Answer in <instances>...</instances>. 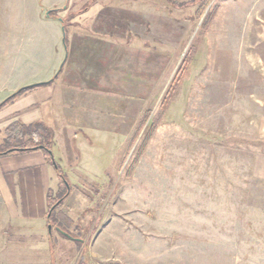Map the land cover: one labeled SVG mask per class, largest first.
I'll list each match as a JSON object with an SVG mask.
<instances>
[{"label": "rangeland", "instance_id": "374dc122", "mask_svg": "<svg viewBox=\"0 0 264 264\" xmlns=\"http://www.w3.org/2000/svg\"><path fill=\"white\" fill-rule=\"evenodd\" d=\"M179 1L56 12L52 151L70 193L40 243L7 240L0 264H264V0H208L200 14ZM64 191L58 178L51 199Z\"/></svg>", "mask_w": 264, "mask_h": 264}, {"label": "crops", "instance_id": "0c3cea01", "mask_svg": "<svg viewBox=\"0 0 264 264\" xmlns=\"http://www.w3.org/2000/svg\"><path fill=\"white\" fill-rule=\"evenodd\" d=\"M67 1L0 0V144L4 129L12 122L41 120L54 131L52 150H61L53 103L58 90L56 80L40 83L53 79L60 59L55 47L60 25L46 12L64 7ZM65 68L64 62L59 74ZM57 180L56 171L40 150L0 154V246L7 240H12L10 244H24V239L30 240L29 245L40 243L48 225L47 191Z\"/></svg>", "mask_w": 264, "mask_h": 264}, {"label": "trees", "instance_id": "16d2710c", "mask_svg": "<svg viewBox=\"0 0 264 264\" xmlns=\"http://www.w3.org/2000/svg\"><path fill=\"white\" fill-rule=\"evenodd\" d=\"M167 3H169L173 7H180V1L179 0H166ZM208 0H200V3L197 5L196 12L197 14H200L201 11L204 10V8L207 5ZM63 8H55L47 11L48 16H51L54 14L57 19L61 21L63 24L62 27L65 30V23L63 20H61V17H59L56 12H59L63 10ZM214 10L210 11L206 16L204 21L202 22V29H206L214 15ZM50 13H52L50 15ZM73 16V15H72ZM64 42L67 46L66 39L64 37ZM194 47H190V49L187 50L181 64L179 65L178 69L176 70V73L172 79L171 86L168 89L165 97L161 101L159 107H160V113H163L168 107L169 100H170V95L174 92L175 88L177 85L180 83L182 77L184 76L186 70L188 69L192 58L194 56ZM65 59L62 62V65L64 64ZM61 65V66H62ZM61 68L58 71V74L60 73ZM57 74V75H58ZM56 77V76H55ZM55 77L47 82L40 83V85L48 82H52ZM29 86L27 87H22L15 91L13 94H11L7 99H5L1 104H4L8 100H11L15 96L19 95L26 89H28ZM169 97V98H168ZM150 111H147L145 114V119L144 121L148 118ZM154 122V121H153ZM152 122V123H153ZM152 128V127H151ZM4 141L3 144L0 146V154H5L9 152H27V151H32V150H40L44 156L46 161L54 168L56 171L57 177L60 179L61 183L64 186V192L61 195H57L55 200L51 199V194H52V189H49L47 191V224L50 225L51 227L54 226L55 219H54V212L56 207L59 206L61 203L62 199L65 198L69 193H70V187L66 181V178L64 174L62 173V170L60 166L58 165L53 151H52V146L54 144V131L53 129L48 126L45 122L38 120V121H33L30 123H23L20 121H15L9 124L5 129H4ZM66 183V184H65ZM61 186V185H60ZM58 194V193H57ZM54 206V208L51 210L50 214L48 215L51 207ZM51 240V238H49Z\"/></svg>", "mask_w": 264, "mask_h": 264}, {"label": "water", "instance_id": "95a60500", "mask_svg": "<svg viewBox=\"0 0 264 264\" xmlns=\"http://www.w3.org/2000/svg\"><path fill=\"white\" fill-rule=\"evenodd\" d=\"M53 208H54V206H52V207H51V209H50V211H49L48 215L50 214V212H51V210H52ZM50 227H51V226H50V225H48V228H49V229H50Z\"/></svg>", "mask_w": 264, "mask_h": 264}]
</instances>
